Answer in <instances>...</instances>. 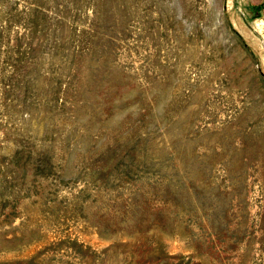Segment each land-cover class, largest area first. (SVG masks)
I'll return each instance as SVG.
<instances>
[{"label":"rangeland","instance_id":"1","mask_svg":"<svg viewBox=\"0 0 264 264\" xmlns=\"http://www.w3.org/2000/svg\"><path fill=\"white\" fill-rule=\"evenodd\" d=\"M0 264H264V0H0Z\"/></svg>","mask_w":264,"mask_h":264}]
</instances>
